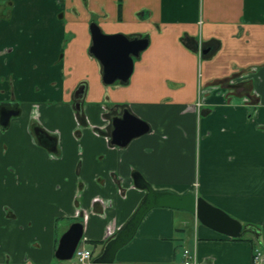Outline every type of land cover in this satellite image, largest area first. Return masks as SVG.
Instances as JSON below:
<instances>
[{
  "label": "crops",
  "instance_id": "0c3cea01",
  "mask_svg": "<svg viewBox=\"0 0 264 264\" xmlns=\"http://www.w3.org/2000/svg\"><path fill=\"white\" fill-rule=\"evenodd\" d=\"M92 22L147 38L127 81L103 82ZM124 108L149 129L118 146L105 128ZM4 110L0 264H90L146 195L135 172L154 190L195 193L245 231L154 207L111 264H179L185 248L198 264H264V0H0ZM73 222L91 251L82 263L54 255Z\"/></svg>",
  "mask_w": 264,
  "mask_h": 264
},
{
  "label": "water",
  "instance_id": "95a60500",
  "mask_svg": "<svg viewBox=\"0 0 264 264\" xmlns=\"http://www.w3.org/2000/svg\"><path fill=\"white\" fill-rule=\"evenodd\" d=\"M89 29L91 34L89 51L102 66L103 82L112 84L115 81H127L133 70V58L147 46V38H130L122 33L106 34L94 22L90 23ZM74 95L76 99H80L83 87L77 88ZM79 106L80 102H77L76 108L79 109ZM8 116L9 111H2L0 123L6 124ZM110 125L108 130L110 143L118 146H125L132 138L146 133L149 129L148 124L132 114L128 108H124L120 115H113ZM34 130L43 145L52 147L55 144L54 138L41 128L35 127ZM133 179L137 187L147 190L145 197L129 220L106 242L102 252L93 258L90 264H111L117 250L133 237L143 216L154 207H170L194 213L203 224L230 237H240L245 231L238 220L193 192L177 194L170 190H154L137 172L133 174ZM82 233V222L71 223L58 240L54 251L56 259L70 260Z\"/></svg>",
  "mask_w": 264,
  "mask_h": 264
},
{
  "label": "built area",
  "instance_id": "2783aa9c",
  "mask_svg": "<svg viewBox=\"0 0 264 264\" xmlns=\"http://www.w3.org/2000/svg\"><path fill=\"white\" fill-rule=\"evenodd\" d=\"M202 46L201 44L198 43L197 45V53L198 55H202ZM182 260L179 264H198L195 258V253L194 251H191L188 248H185L183 250L182 254ZM74 256L77 258L79 262H85L90 259L91 257V251L85 248H82L78 246L75 251H74ZM255 259H258V255L256 254Z\"/></svg>",
  "mask_w": 264,
  "mask_h": 264
},
{
  "label": "rangeland",
  "instance_id": "374dc122",
  "mask_svg": "<svg viewBox=\"0 0 264 264\" xmlns=\"http://www.w3.org/2000/svg\"><path fill=\"white\" fill-rule=\"evenodd\" d=\"M19 40H20V39H19ZM18 49H19L20 52L23 51V48H22L21 45H19V48H18ZM77 247H78V245L76 246V248H77ZM259 247H260L261 254L264 256V244L261 243ZM76 248H75V249H76ZM74 251H75V250H74ZM73 254H74V253H73ZM68 261H70V262H72V263H73V262H78V261H77V258L74 257V255H73L72 258H71L70 260H68Z\"/></svg>",
  "mask_w": 264,
  "mask_h": 264
},
{
  "label": "flooded vegetation",
  "instance_id": "af4514ba",
  "mask_svg": "<svg viewBox=\"0 0 264 264\" xmlns=\"http://www.w3.org/2000/svg\"><path fill=\"white\" fill-rule=\"evenodd\" d=\"M66 41H67V38H65V40H63V44H62V46L64 47L65 45H66ZM91 45V44H90ZM90 45H89V47H90ZM88 50H89V48H88ZM90 52V51H89ZM91 53V52H90ZM92 54V53H91ZM81 99V98H80ZM80 99H78V100H80ZM10 109V108H9ZM6 111V110H5ZM8 122V121H7ZM110 123H111V121L109 122V125H110ZM7 124V123H6ZM6 124H1L2 126H4V125H6ZM109 125L107 126V129L109 130L110 128H109ZM111 126V125H110ZM36 127V126H35Z\"/></svg>",
  "mask_w": 264,
  "mask_h": 264
},
{
  "label": "trees",
  "instance_id": "16d2710c",
  "mask_svg": "<svg viewBox=\"0 0 264 264\" xmlns=\"http://www.w3.org/2000/svg\"><path fill=\"white\" fill-rule=\"evenodd\" d=\"M119 4H120V1H119ZM228 81V80H227Z\"/></svg>",
  "mask_w": 264,
  "mask_h": 264
}]
</instances>
